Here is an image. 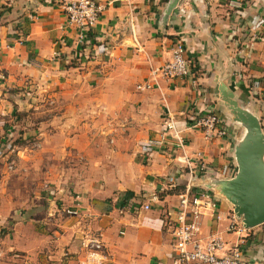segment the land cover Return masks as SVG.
<instances>
[{
  "label": "crops",
  "instance_id": "obj_1",
  "mask_svg": "<svg viewBox=\"0 0 264 264\" xmlns=\"http://www.w3.org/2000/svg\"><path fill=\"white\" fill-rule=\"evenodd\" d=\"M64 1L0 0V97L7 89L22 97L29 91L42 95L45 84L57 99L51 103L63 99L53 108L81 99L78 104L104 109L99 99L109 98V112L114 103L118 115L127 114V129L140 131L129 144L143 154L114 156L107 180L67 179L75 187H58L52 197L34 189L22 204H2L0 228L6 224L14 233H0L6 244L0 264H76L74 253L85 232L102 233L105 264H170V221L179 195L174 188L208 185L194 168L197 155L211 179H231L237 171L234 149L246 130L233 120L217 87L226 86L238 105L258 118L264 135V0H95L105 10L82 45L62 12ZM175 42L185 48L188 75L158 78L150 89L138 90L152 68L169 60ZM19 105L32 108L22 99ZM210 112L225 137L206 138L194 126ZM168 118L183 146L170 136L161 147L148 146ZM41 197L49 201L41 203ZM218 203L221 221L205 223L204 230L221 233L233 245L238 235L225 231L233 207L222 198ZM75 207L78 216L64 213ZM242 237V258L264 264V224Z\"/></svg>",
  "mask_w": 264,
  "mask_h": 264
},
{
  "label": "rangeland",
  "instance_id": "obj_2",
  "mask_svg": "<svg viewBox=\"0 0 264 264\" xmlns=\"http://www.w3.org/2000/svg\"><path fill=\"white\" fill-rule=\"evenodd\" d=\"M48 88L43 84L42 95L33 96L29 91L25 97L17 89L1 90L7 95L0 97V206L16 201V205L22 204L25 195L26 199L33 197L34 189L52 197L50 191L57 192L58 187H75L68 180L80 182L84 177L85 181L95 183L97 179L102 181L99 176H106L107 180L113 175L114 156L129 154L139 159L143 154L138 152L139 147L129 144L140 131L127 129V114L118 115L114 103H110L109 112L111 99H99L104 109L97 103L78 104L81 99L64 109V103L53 108L63 99L51 103L57 99ZM21 99L32 108L19 110ZM35 106H40L42 113L34 110ZM96 121L100 124L93 126ZM39 201L49 200L41 197ZM2 228V236L14 233L11 226L5 224ZM5 246L0 239V254Z\"/></svg>",
  "mask_w": 264,
  "mask_h": 264
},
{
  "label": "built area",
  "instance_id": "obj_3",
  "mask_svg": "<svg viewBox=\"0 0 264 264\" xmlns=\"http://www.w3.org/2000/svg\"><path fill=\"white\" fill-rule=\"evenodd\" d=\"M61 8L68 25L77 31L76 42L79 45L86 44L91 38L92 29L96 27L105 10V7L95 0H66ZM188 72L185 48L181 42H175L169 60L159 67L152 68L148 80L137 85V89L147 90L158 78L173 80L186 77ZM194 126L203 131L206 138L214 135L225 137L227 134L213 112L200 116ZM167 136L176 141V146H183V139L171 118L165 121L164 131L159 139L148 141V146H163ZM12 168L10 165L9 170ZM194 168L204 181H208V185L193 187L190 182L186 183L185 190L177 196L178 205L173 214L174 218L170 221L173 239L170 264H248L242 258L241 250L242 234L247 229L233 211L225 219V231L237 234V243L229 244L222 238L221 233L205 232L207 223L221 221L218 199L222 196L215 193L214 187H208L216 179L209 178L211 171L200 155L196 157ZM132 204L134 210H137V204ZM144 209L147 210L148 206H144ZM64 213L70 217L79 215L77 207L67 208ZM78 240L79 246L74 253L76 264H105L107 256L102 233L85 232Z\"/></svg>",
  "mask_w": 264,
  "mask_h": 264
},
{
  "label": "water",
  "instance_id": "obj_4",
  "mask_svg": "<svg viewBox=\"0 0 264 264\" xmlns=\"http://www.w3.org/2000/svg\"><path fill=\"white\" fill-rule=\"evenodd\" d=\"M218 90L233 120L246 132L234 149L235 176L213 180L208 187L219 190V195L231 204L244 227L251 229L264 224V135L258 118L239 106L226 86L222 84Z\"/></svg>",
  "mask_w": 264,
  "mask_h": 264
},
{
  "label": "trees",
  "instance_id": "obj_5",
  "mask_svg": "<svg viewBox=\"0 0 264 264\" xmlns=\"http://www.w3.org/2000/svg\"><path fill=\"white\" fill-rule=\"evenodd\" d=\"M162 2H167V0H161ZM28 45V44H27ZM185 190V188L184 187H180V188H174V194H180V193H182L183 191Z\"/></svg>",
  "mask_w": 264,
  "mask_h": 264
},
{
  "label": "bare ground",
  "instance_id": "obj_6",
  "mask_svg": "<svg viewBox=\"0 0 264 264\" xmlns=\"http://www.w3.org/2000/svg\"><path fill=\"white\" fill-rule=\"evenodd\" d=\"M217 192L219 193V190Z\"/></svg>",
  "mask_w": 264,
  "mask_h": 264
}]
</instances>
